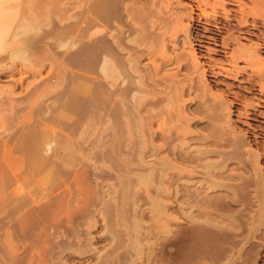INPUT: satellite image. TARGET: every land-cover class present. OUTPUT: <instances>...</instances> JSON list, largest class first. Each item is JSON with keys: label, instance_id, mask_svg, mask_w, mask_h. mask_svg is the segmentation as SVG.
<instances>
[{"label": "bare ground", "instance_id": "6f19581e", "mask_svg": "<svg viewBox=\"0 0 264 264\" xmlns=\"http://www.w3.org/2000/svg\"><path fill=\"white\" fill-rule=\"evenodd\" d=\"M183 1L70 0L67 9L69 12L65 10L68 12V16L65 18L62 17L65 16L62 13L65 11H62L60 7H58L60 11L56 6L54 7V10L57 9V12H59L56 13V18L58 19V16L61 15L59 18H64L62 22L65 20L67 23L63 22L61 25H52L55 27H50L51 30L49 32L51 33H48V36H51L49 40L53 42L49 40L47 42L49 41L51 43L48 44L45 42L49 45V50L51 48L55 52V56L52 55L56 57L54 62L55 66L53 65L54 68H52L54 72L51 70L49 72V74L51 72L54 74L51 73L53 75H51L52 78L50 76V80L45 81L46 83L49 82L48 85L51 84L50 87L54 85L55 88V94H52L54 97H51L54 101L53 107L55 106V111L52 112L54 116L53 120L55 124L57 123V127L59 126L60 129H58L60 131H64V129L69 126L71 127V125H73L74 129L71 128L69 129L70 131L76 129L79 132L81 131V134L77 130L75 131L78 132L76 134H79L77 137L74 131L69 132V130V134L67 135H64V132H62V135L56 134V142H58L60 149L59 152H55L58 154L54 153V156H57L55 157L56 162L54 163L55 171L59 172L57 170H60L62 175H69V169L71 170V168L83 162L81 165H84V168L90 164V169H96V173H99V177L96 174L94 177H97V179L94 177L93 179L95 181L100 180L101 183L100 181L99 183H97L98 181L90 182L94 194L92 197H95L93 200L91 199L94 205L90 203L91 206H89L92 208V210L89 208L92 212L88 210L85 213V217L81 216L83 220H80L82 221L81 226L85 228L93 227L92 229H94L97 224L100 225L98 218L96 219L97 216L93 212L97 211L96 213L100 218L99 221L102 222V226H100L104 232V236H107L105 238L111 241L108 242L109 248L100 256L97 264L138 263L142 256L151 255L152 245L149 242V244H146L147 241L144 239L149 238L153 234L152 231L154 232L156 228H165L164 230H166L167 237L164 244L168 258L166 263L168 264H185L184 256L186 255L187 258L191 256L189 258H192L194 264H234V261L231 262L233 259L231 261L229 260L230 258L227 259V252H233L232 249L236 242L235 238L244 231V227L247 224L244 221L246 208H241L239 201L242 198L246 200L247 196L249 197L246 188L251 183L242 174L234 176L230 171L229 173L225 170L231 154L232 156L237 154L236 148L239 141L231 139V136V138L222 139L223 144L219 143V140L216 143L213 142L216 146L219 145L221 148L222 146H228L231 150L225 148L219 150L220 147L217 146L219 148L215 147V149H210L209 147V149L205 150L200 148L194 151L191 146H188L191 143H189L188 138L187 141L186 138L179 137L181 134L184 135L187 133L188 135L189 133L190 135L192 133L189 130L191 128L189 122L193 120L185 115L187 110L191 108L189 106H183L182 104L187 90L188 92L192 91L194 93L195 91L198 92L200 89H203L201 82H203L202 79L205 76V72L196 63L194 53L196 50L193 48L197 46L201 38H204L201 36V32L211 35V38L208 37L209 35L207 37L213 42L217 41L216 38L220 33L223 31L228 32L226 38L223 40L221 38V45L232 49V53H229L230 56L228 58V62L233 66L231 68L237 71L236 74L242 76L250 74L248 77L250 81H254L253 79L263 81L264 67L258 69V66H263L261 65L262 61L259 60V55L264 53V0H214L212 2H209V0H185L190 4H185ZM225 1H228L230 4ZM192 3L195 5H191ZM248 3L250 6H247ZM227 6L234 9L226 11ZM7 11L10 18L12 16L14 17L15 13L11 8ZM32 15L30 17L34 19ZM34 16L36 20L37 17L36 15ZM43 17L44 19L41 18V21L47 22L49 16L47 17L46 15V19L45 16ZM11 20L12 18L6 23L3 19H0V55L6 54V50L8 51L9 47L8 52L12 49L9 45H13L11 44V40L13 41L15 37L11 34L14 28L9 29L13 21ZM38 20L35 21L36 23L33 22L38 24ZM28 21L29 19L26 23ZM33 24L26 25L33 26ZM26 25L25 27L27 28ZM29 27L28 29H34V27L38 26L35 25L33 28ZM9 30L11 31L10 37H14L13 39L11 37V40L8 37ZM21 30L20 33L22 32ZM34 30V32L38 31H36V28ZM14 31H16V28ZM26 31L25 33L27 35L28 32ZM44 33L41 34V38ZM17 34L15 35L16 37ZM181 34L183 38L180 39ZM48 36L46 35L47 38L43 37V40L45 38L48 39ZM252 36L258 40V44L250 45V47L241 44V41L245 37L252 38ZM7 37L10 42L7 41ZM38 37L40 38V36ZM22 38L26 42L29 37L25 39L24 35ZM262 40L263 42L259 43ZM42 41L39 40V43ZM7 42L10 44L7 45ZM46 44L44 47H47ZM7 46L9 47L7 48ZM18 46V48L14 47L13 51L11 50L10 55L7 52L8 54L6 56H10L11 58L9 59L13 63L21 59L19 61L23 65L27 57H32L31 55L26 57L27 50L23 46L21 47V45ZM187 47L191 58L188 57V60L185 56L183 57L178 53L179 49L185 50ZM201 47L199 46L200 49ZM215 53L219 54V52ZM8 57L4 59L9 60L7 59ZM241 61L245 62L246 66L239 69L237 67ZM24 66L26 67V65ZM167 68H177V72L166 74ZM181 71H184L186 74L184 77H182L183 75L181 76L182 79L178 78L180 77L178 73H181ZM39 78L41 79V77ZM188 80L190 84L185 87ZM48 85L46 87L42 86L44 92L46 90V94L47 90L53 89V87L50 88ZM1 91V93L4 92L3 90ZM12 91L10 90V93ZM203 91H205V88ZM259 91H262V88ZM187 94L189 96V93ZM13 99L10 100L13 102ZM210 100L204 101L203 103L197 100V105H193V111L204 113L206 115L205 118L212 123H208L205 126L207 130L210 129V132L212 131L214 133L215 131L218 132L222 138L224 133L221 131L222 128L219 127V123L223 124L226 121L222 123V115L219 109L223 105L221 101ZM27 104H29V101ZM16 107L19 108L18 105ZM47 108L46 110H48ZM2 118L4 119L5 117L2 115ZM213 121L216 125H213ZM34 123H36L35 120ZM195 124L196 126L198 125V123ZM227 126L229 125L227 124ZM86 131H88L87 139L90 138L88 146L90 145L93 150L98 149L95 150V153L92 152L93 154L91 156L89 153L85 154L86 152L83 153L80 150L82 146H86L88 143L85 141L87 140L85 138ZM194 134L196 135V133ZM9 136L8 138L6 136L7 139L5 142L12 140V137ZM83 137L85 140H83ZM50 141L48 142L51 143ZM16 143L14 147H21L27 142H24V137H21ZM210 144L208 143L209 146H211ZM28 145L26 144V146ZM43 146L44 148L46 147L45 145ZM190 147L193 151L190 150ZM163 151H167L165 158L159 157L161 153L163 154ZM234 152L236 153L233 154ZM45 154L43 156H46ZM149 154L154 157L151 162L146 161ZM47 157L49 158L51 156L47 155ZM211 158L214 159L210 160ZM76 173L80 172L78 171ZM81 174L84 175V170L81 171ZM105 182L107 183V189L104 190L103 185ZM108 182L111 184L108 185ZM254 184L257 185L258 181L254 182ZM234 188L238 190L235 192L233 190ZM225 189L227 191L230 189V192L225 191ZM142 200L144 203L145 201L148 203V206L146 205L147 208H142L140 205ZM243 200L242 202H244ZM146 210H149L153 214L150 216V218L152 217L153 225L149 227L143 222L146 216ZM237 221L240 224L236 223ZM237 224L241 229H238V227L237 229L232 228L233 225L236 226ZM76 226L78 225H74L73 227ZM147 228L149 229L146 230ZM88 229L90 230V228ZM67 232L65 233L66 235L64 234L62 236L66 240L68 239L66 242L58 245V248L55 247L56 245L54 243V246L50 243L53 246L52 249L46 252L48 250L46 248L43 251L46 252L45 256L48 257H46L48 259L47 263H50L52 259L61 261L65 258V256H61L62 254H70H65V251L61 252V248H72L74 243L77 245L79 243L81 244L82 237L78 235L79 233L75 231V228H69V232ZM58 237L55 238L57 239ZM87 237L82 239L86 241ZM102 238L103 240L105 239L103 236ZM91 239L93 237L87 240L85 247L91 246ZM143 241L145 244H143ZM218 245L221 248L220 252L217 251L218 249L216 250L217 252L214 251ZM187 248L190 252L192 251V255H188L189 252L186 253L185 250ZM92 251L96 253V249ZM42 254L41 256L43 257L44 253ZM160 255L162 254L160 253ZM240 255L238 257L239 259ZM45 256L43 259H45ZM190 259L188 260L191 261ZM52 262L51 264H58V262ZM191 263L189 262L188 264Z\"/></svg>", "mask_w": 264, "mask_h": 264}, {"label": "rangeland", "instance_id": "374dc122", "mask_svg": "<svg viewBox=\"0 0 264 264\" xmlns=\"http://www.w3.org/2000/svg\"><path fill=\"white\" fill-rule=\"evenodd\" d=\"M43 1L44 0H17L16 6L13 7V9L11 8V10L15 14H14V17L11 15L12 16L11 18L13 21L12 20H11L12 22L10 21L11 24H10L9 29L14 28V29H12L11 34L15 38L11 36L12 39L14 38L13 41L11 40V37H10L11 31L9 30L8 37L11 40V44H13L14 46L9 45L10 43L8 44V42H7V45L12 47V49H11L12 51H13L14 47L18 48L19 47L18 45H21V47L23 46L27 50L26 57L31 55L32 58H30V56L27 57V60L28 59L29 60L28 61L25 60L23 65H22L21 61H19L21 59H18L17 61H15V63H13L11 61V59H9L11 57L10 56L8 57V55H10V53H11V50H10V52H8L10 49L9 46H7V48L9 47L8 51L6 50V54H8V53L9 54L7 56H6V54L0 55L1 56L0 59L4 61L3 62L0 60V68H1L0 69V91L1 90L4 91L3 93H1L2 91L0 92L1 93L0 94V103H1L0 104V149H1L0 150V159L2 158V160H0V169H1L0 170V177H1L0 178V192H2L0 195V253H1L0 254V264H11V262H12V264H51L52 261L54 263L58 262V264L59 263L60 264H69V263L70 264H97L100 256H102L104 254V252H106L107 249L109 248L108 242H111V241L108 240V238H105L107 236H104V232L101 228L102 222L99 221L100 218L96 213L97 211L96 212L93 211V212H94V215L97 216L96 219L98 218V223L101 226L97 224L96 227H94V229H92L93 227L85 228V227L80 225L82 222L80 220H83L82 217H85V213L88 210H89V212L92 210V208H90L89 206H91V204H93L92 200L95 197H92V196H94V194H93V187H92V185H90V182L92 183L95 181V179H97V177H94V176H96L97 171H96V169L93 170L92 168H91L92 169L91 170L90 164L84 168L83 167L84 165H81V164H83V162H81L80 165H76L75 167L71 168V170L73 169V171H71L69 169V171H70L69 175L68 174L62 175L60 170H57L59 172L55 171V164L54 163L56 162L55 157H57V156H54V155L58 154L55 152H59V149H60L59 148L60 146H58V142H56V137H55L56 134L62 135V132H64L63 134L67 135V134H69V132H73V131L75 132L77 129L70 131L69 129L73 128V125L70 124L71 127L69 126L68 128L64 129V131L59 130L60 128H59V126L57 127V123L55 124V121L53 120L54 116L52 115L53 114L52 112L55 111V106L53 107L54 101L52 100V98L54 97L52 94H55V91H54L55 88H54V85H52L50 87L51 84L48 85L49 82H47V83L45 82V81H49L50 76L52 74H54L53 73L54 70H52V68H54L53 65L55 66L54 62L56 60V57H54L55 52L52 51L51 48L49 50V47H48L49 45L46 44V43L49 44V43L53 42V41L49 40L51 36L49 37L48 33H51V32H49L51 30L50 27L51 28L55 27L52 25H54V24L61 25L63 22L67 23V21H65V20L62 22V20L66 16H68L67 14H68L69 10H67V9H68V5L70 3V0L69 1L64 0V1H60V2L57 0H46V1H44L45 3ZM212 1H214V0H209V2H212ZM225 2H228V1H225ZM183 3L190 4L185 0L183 1ZM193 4L194 3H192L191 5H193ZM225 4H227V3H225ZM228 4H230V3L228 2ZM55 6L57 7V9H59L58 7H60V9L62 11H65V10L68 11V12L67 11L62 12L63 15H65V16H62L64 18L60 17L61 23L59 22L60 21L59 16H61V15L58 16V19L56 18L57 16H55V15H57L56 13H59V12H57V9L54 10ZM247 6H250V4L248 3ZM14 8H16V9H14ZM60 9H59V11H60ZM232 9H234V8H232L230 6L226 7V11H229ZM16 10L18 13L15 12ZM32 14L36 15V17H37L36 20L39 19L38 20L39 23L44 22V21H41L42 19H44L43 16H45V19H46V15H47V17L48 16L49 17L47 19V22H44L41 24H39L37 22L38 24H35L36 23L35 22L36 21L35 16ZM31 15H32V17H34V19L30 17ZM28 19L30 22L32 20V22L34 21L35 23L33 22L34 23L33 24L32 22L30 23L29 21H28L29 23L28 22L26 23V21ZM26 24H30V25L33 24V26L26 25ZM21 25H23V26H21ZM25 25L27 26V28L25 27ZM35 25L38 27H34ZM20 27L22 30L20 29ZM28 27L29 28L34 27V29L36 28V31L38 30L39 32L38 31L34 32L35 31L34 29H28ZM15 28H16V31H14ZM46 28H47V32H46ZM20 30L22 31L21 33H20ZM30 30H33V31H30ZM41 30H43V31H41ZM25 31L28 32L27 35H26ZM43 32H45L44 35L46 34L48 36V39H46L47 38L46 35L45 36L43 35V37H46L45 38L46 41H45V39L43 40V37L41 38V36H42L41 34H43ZM36 33H39L40 35L36 34ZM16 34H17V37L18 36H21V37L17 38L15 36ZM200 34L204 38H201L200 42L197 43V46H195L193 48L196 50V52H194L195 57H196V58L194 57L196 60V63L199 65L200 69H202L205 72V76L202 79L203 82L200 81L202 86H203V89L205 88V91H203V89H200L198 92L195 91L197 93V95L195 92L192 93V91H190V92H188V90L186 91L184 98H183V104L182 105L183 106L184 105L189 106V108H191V109L187 110V113L185 115H186V117H190L189 119L192 118V120H193V121L189 122V125L191 127L189 130L192 131L193 134L190 133V135H189V133H188V135H187V133H186V134H184L185 136L183 134H181V136H179V137L183 138V139L186 138V140L188 138L189 143L190 142L191 143H190V145H188V143H187V145L191 146L194 151H195V149L199 150L200 148H202L204 150L209 149V147H210V149H213V148L215 149V147H217L219 145L216 146L213 144V142L216 143V141L218 142V140H219V143H222L223 142V141H221L222 139H225V138L228 139V138H231V136H232L231 139L239 141V143L237 142L239 144V147L237 144V148H236L237 154H235L236 152L233 153V154H235L233 156L231 154L230 160H228L229 162L227 161L228 163L226 164L227 167H225V170H227L228 172L230 171L232 175L234 174V176H238V175L242 174V176L244 178H247L248 180L251 181V183L246 188V192H247V195H249V197L247 196L246 200H245V198H242L239 201L241 203V204L239 203L241 205V208H246V210L244 212V214H245L244 221H246L245 223H247V224L244 227V231L242 232L243 234L241 233L240 235L236 236V238H235L236 242H235V245L233 246V249H232L233 252H227V254H228L227 259L230 258L229 259L230 261L233 259L231 262L234 261L233 262L234 264H264V88H263L264 87V78H263V81H259L257 79H253L255 82L250 81L248 78L250 74H246L245 76H242L240 74H236L237 71H234L235 69L234 70L232 69L233 66L231 65L230 62H228L229 61L228 58H229L230 54L232 53V49L224 47L221 45V42H222L221 38H222V40L224 38H226V36H228V32L223 31L222 33H220L221 35L219 34V36H217L216 42H213L210 39H208V37H210V38L212 37L211 35L204 33V32H201ZM24 35H25V39H27V37H29L26 40L27 43L24 41V38H22V37H24ZM35 36H37V37H35ZM38 36H40V38ZM8 37H7V41L10 42ZM32 37H34V38L32 39ZM181 38H183L182 34L180 35V39ZM22 39H23V42H22ZM39 40L44 41V43H43V41L40 42V43H42L41 44L42 47L40 46ZM47 40H49L51 42H49V41L47 42ZM32 41H34V42H32ZM262 42H263V40L260 41L259 43H262ZM45 44L47 45L48 48L44 47ZM195 44H196V42H195ZM241 44L245 45L246 47H248V46L250 47V45L252 46L253 44L254 45L258 44V40L253 36H252V38L245 37L241 41ZM199 46L200 47L202 46L201 49L199 48ZM50 47H52V46H50ZM185 50L179 49L178 53L181 54L183 57L185 56V58L188 60L190 58V56H189L190 52L188 50V47ZM28 52H30V53L33 52V53L28 54ZM215 52H219V54H216ZM48 53H49V55H48ZM3 56L8 57L7 59H9V60H5L6 58ZM47 57H48L49 61H48ZM259 60L262 61L261 65H263V66H260V67L258 66V69H260V68L262 69L264 67V53H261L259 55ZM26 61H27V63H26ZM29 61L32 62L33 64L32 63L29 64L30 63ZM22 62H23V60H22ZM24 65H26V67ZM28 65H30V66H28ZM231 66H232V68H231ZM245 66H246V63L241 61V62H239L237 68L241 69V68H244ZM7 68H8V70H7ZM1 70H4V71H1ZM50 70L53 71V72H51L52 74L51 73L49 74ZM176 72H177V68H167V72H165V73L166 74H173ZM248 72H250V71L248 70ZM178 74L180 76L178 78H180V79H182V77H184V75H186L184 71H181V73L179 72ZM35 76H36V78H35ZM52 76H51V78H52ZM39 77H41V79ZM48 77H49V79H48ZM36 80H38V81H36ZM32 81H33V83H31ZM44 82L46 85L44 84ZM41 84H43V85H41ZM189 84H190V82L188 80L185 87H187ZM21 85H22V87H21ZM34 85H36V86H34ZM47 85L50 88L53 87V89L47 90V94H46V90L44 92L43 87H46ZM261 85H263V86H261ZM7 86L8 87L10 86V87L8 88ZM33 86L35 89L33 88ZM253 87H254V89H253ZM200 88H202V87L200 86ZM260 88H262V91H259ZM12 89H13V91H12ZM10 90L12 91V93H10ZM48 91H50V92H48ZM187 93H189V96ZM13 95H15L14 96L15 98L11 97ZM37 96H39V97H37ZM202 97H203V99H202ZM10 99L11 100L13 99L14 101L12 102ZM208 99L209 100L212 99L215 101H221V103L223 105L219 109V111L222 115L221 116L222 117V119H221L222 123L226 121L223 124L219 123V127L222 128L221 131L224 133L222 135V138L218 132L215 131V133H214L212 131L210 132V129L207 130V128L205 126H207L208 123H210V124H212V123H211V121H208L207 118H205L206 115L204 113H201V112L199 113V112L193 111L194 106L197 105L196 104L197 100H198V102L203 103L204 101H209ZM185 100H186V102H185ZM10 101L12 104L10 103ZM28 101H29V104H27ZM14 102H16V103H14ZM13 103H14V105H13ZM21 103H22V105H21ZM6 105H8V106H6ZM17 105L19 106V108L16 107ZM5 107H7V108H5ZM15 108H16V110H15ZM46 108L49 111L46 110ZM51 108H53V109H51ZM14 110H15V112H14ZM17 110H18V112H17ZM3 111H4V113H2ZM2 115L5 117L4 119L2 118ZM50 119H51V121H50ZM34 120L36 123H34ZM32 121H33V123H32ZM52 121H53V123H52ZM39 122H40V125H39ZM195 123H198V125L196 126ZM214 124H215V122L213 123V125ZM227 124L229 126H227ZM39 129H40V131H38ZM68 130H69V132H68ZM77 131L79 132V130H77ZM78 132H75V134ZM222 132H220V133H222ZM22 133H23V135H22ZM194 133H196V135ZM79 134H81V131L79 132ZM79 134H76L75 136L77 137V135H79ZM8 135H10L12 137V140L10 142H5L6 139L8 138ZM12 135H14V136H12ZM25 135H26V137H25ZM85 135H86L85 138L87 139L88 131L85 132ZM6 136H7V138H6ZM15 136H16V138H15ZM21 137H24V142L26 141L27 143L23 144L21 147L20 146L14 147L17 144L16 141L18 142L19 138L21 139ZM28 137H29V139H27ZM189 137L192 138L193 140L190 139ZM85 138L83 137V140H85ZM47 139H48V141L51 140L50 141L51 143H49L47 141ZM85 141L86 142L90 141V138H88ZM42 142L45 144H43ZM210 142H211V144H210ZM28 143H29V145H28ZM208 143L212 147L209 146ZM26 144L28 146H26ZM88 144H89V142L87 143L86 146H82V149L80 148V150L83 153L86 152L85 154L89 153V155L91 156L93 153L96 152L95 150H98V149L93 150V149H91L90 145L88 146ZM43 145H45L46 147L44 148ZM29 147H31V148H29ZM191 147H190V150H191ZM219 147H217V148H219V150H221L222 148L231 150V148L228 146H226L227 148L225 146L224 147L222 146V148H221V146H219ZM19 148H21V149H19ZM35 148H38V149H35ZM69 149H71V148H69ZM72 149H74V148H72ZM188 149H189V147H188ZM193 150H191V151H193ZM17 151L19 152V154L21 153L20 157H19V154ZM45 153H47V154H45ZM43 154H45L46 156L49 155L51 157L46 158V156H43ZM149 155L147 156L146 161L151 162L154 159V157L152 155H150V157H149ZM165 155H167V151L166 152L163 151V154L161 153L159 157L165 158L166 157ZM21 157L23 158V160ZM44 157H45V159H44ZM212 159H214V158H211L210 160H212ZM6 163H7V165H6ZM243 166L245 167L244 169H243ZM246 166H247V168H246ZM80 169H81V171L84 170V175H82V174L80 175V173H81ZM85 169H87V170H85ZM65 170H68V169H65ZM77 170L80 173H76V172H78ZM18 174H20V175H18ZM98 174H97V176H98ZM91 175H93V176L90 178ZM93 177L95 179H93ZM9 178H11V179H9ZM15 179H17V180H15ZM74 179H76V180L74 181ZM99 181L100 180H96L95 182L99 183ZM256 181H258L257 185L254 184V182H256ZM100 183H101V181H100ZM102 184H104V183H102ZM105 184H104L105 186L103 185L104 190L107 189V183L105 182ZM109 184H111V183L108 182V185ZM66 187H67V189H66ZM233 190H235V192H236L238 189L236 190L234 188ZM256 190H257V192H256ZM225 191H227V189H225ZM258 191L260 192V194ZM227 192H230V189H228ZM71 198H72V200H71ZM242 200L244 202H242ZM61 201H63V202H61ZM76 201L78 202L77 204H76ZM168 202H166V203L168 204ZM146 203H147L146 201L144 203V201L142 200V202L140 204L142 206V208H147L148 203L147 204ZM245 204H247L248 206L246 205L247 206L246 207ZM75 205H78V206L75 207ZM84 205H86V206H84ZM85 207L88 209L86 210ZM95 209H93V210H95ZM63 211H64V213H63ZM79 212H80V214H79ZM148 212H149V210L145 211L146 216L143 219L144 220L143 222H145L144 224L147 227L153 225V223H152L153 221L151 219L152 217L150 218V216L153 214H151L150 212L148 213ZM62 214H63V216H62ZM246 214L248 217L246 216ZM148 216H149V218H148ZM251 219L252 220L254 219V220L252 221ZM236 223L240 224L238 221ZM72 224L78 225V226H76L77 228L73 227L74 225H72ZM238 224L236 226H234L235 225L234 224L232 226V228L234 227L237 229ZM82 225H83V223H82ZM256 227H257V229H256ZM69 228H75V231H78V233H79L78 235H80L84 239L88 235H90V236H88L89 238L88 237L86 238V241L81 238V244L79 243L80 245L79 244L77 245L74 243L72 248H66L68 250L63 249V248H61V250L59 249L61 252L65 251L64 252L65 254L70 253L69 255H63V254L61 255L62 257L63 256H65V258L67 257L66 259L64 258L61 261H58L56 259H54V260L52 259L51 262L49 261L50 263H47L48 259H46L47 256H45V253L48 252L50 249H52L54 244L56 245L55 247L58 248V245H61L62 243L66 242L68 240V239L66 240L62 236L66 233V231L69 232ZM88 228H90V230ZM239 228L240 227H238V229ZM148 229L149 228H147L146 230H148ZM164 229L165 228H162V229L156 228L154 230V232L152 231L153 234L149 238H147L149 240H147L146 238L144 239L145 241H147L146 244L150 243V245H152L151 247L153 249L150 252V254H151V255H149L150 257L148 255H147L148 258H147V256H142L140 258L141 260H139L138 263L136 262V264H168V263H166L168 258L166 256L167 254L165 252V244H164L166 241L167 234L165 233L166 230H164ZM63 230H65V231H63ZM58 235H59V237H58ZM102 236L105 238L104 240H103ZM55 237H58V238L56 239ZM91 237H93V239H91L92 240L91 246L85 247L87 245L85 243H87V240L90 239ZM106 240H108V241H106ZM50 243L51 244L54 243L53 246H51ZM48 244L50 247L48 246ZM143 244H145V242ZM105 245H107V246H105ZM240 245H241V247H240ZM218 246L214 251H216L217 249H218L217 250L218 252L221 251L220 246L219 247ZM46 248H48V250H46V252H43V251H45ZM95 249H96V253L92 251V250L95 251ZM7 250L9 251V253H7L8 252ZM187 250H185L186 253L189 252L188 255L189 254L192 255V251L190 252V250L188 248H187ZM89 251H92V252H89ZM42 253H44L45 259H43L44 256L43 257L41 256ZM160 253L162 255H160ZM186 253H185V255H186ZM240 253L242 256L240 255ZM39 254H40V256H39ZM230 254H231V256H229ZM239 255H240V259L238 258ZM144 257H145V260H144ZM189 257H191V256H188V258H187V255L184 256L185 264H186V262H187V264L189 262L190 263L194 262V261H192V258L190 259ZM19 258H20V260H19ZM188 259H190L191 261H189ZM146 260H147V262H146ZM193 260H194V258H193ZM235 260H237V261H235Z\"/></svg>", "mask_w": 264, "mask_h": 264}, {"label": "clouds", "instance_id": "9594fccd", "mask_svg": "<svg viewBox=\"0 0 264 264\" xmlns=\"http://www.w3.org/2000/svg\"><path fill=\"white\" fill-rule=\"evenodd\" d=\"M17 0H0V19H3L6 23L9 22L10 17L8 15V9L16 6Z\"/></svg>", "mask_w": 264, "mask_h": 264}]
</instances>
